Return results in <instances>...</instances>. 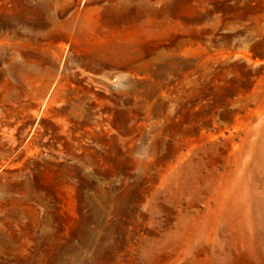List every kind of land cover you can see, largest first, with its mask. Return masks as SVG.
<instances>
[{
  "label": "rangeland",
  "instance_id": "obj_1",
  "mask_svg": "<svg viewBox=\"0 0 264 264\" xmlns=\"http://www.w3.org/2000/svg\"><path fill=\"white\" fill-rule=\"evenodd\" d=\"M0 264H264V0H0Z\"/></svg>",
  "mask_w": 264,
  "mask_h": 264
}]
</instances>
